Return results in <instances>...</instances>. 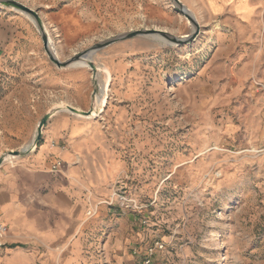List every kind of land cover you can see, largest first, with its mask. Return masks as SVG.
Masks as SVG:
<instances>
[{
	"label": "rangeland",
	"instance_id": "obj_1",
	"mask_svg": "<svg viewBox=\"0 0 264 264\" xmlns=\"http://www.w3.org/2000/svg\"><path fill=\"white\" fill-rule=\"evenodd\" d=\"M16 1L44 31L0 4V157L25 155L47 112L96 108L81 159L107 181L70 244L30 261L2 238L0 264H264V7L243 22L203 0Z\"/></svg>",
	"mask_w": 264,
	"mask_h": 264
},
{
	"label": "crops",
	"instance_id": "obj_2",
	"mask_svg": "<svg viewBox=\"0 0 264 264\" xmlns=\"http://www.w3.org/2000/svg\"><path fill=\"white\" fill-rule=\"evenodd\" d=\"M203 1L213 15L229 10L243 22L257 19L264 7V0ZM79 116L52 112L36 149L0 166V221L9 227L5 243L29 254L30 261L51 257L79 235L88 206L107 181L105 166L81 159L105 130L99 121Z\"/></svg>",
	"mask_w": 264,
	"mask_h": 264
},
{
	"label": "water",
	"instance_id": "obj_3",
	"mask_svg": "<svg viewBox=\"0 0 264 264\" xmlns=\"http://www.w3.org/2000/svg\"><path fill=\"white\" fill-rule=\"evenodd\" d=\"M0 4H4L6 6H10V7H15L16 9L18 10H21V11H25L27 13H30L32 14L35 18H36V21L38 23V25L40 26L41 29H43L44 31V24L40 18V16L38 15V13L33 10L32 8L26 6L25 4L21 3V2H18L16 0H0ZM190 19H192L191 17V14L190 12H188V10L186 8H184L182 10ZM43 41H44V46H45V49L47 51V53L49 54L50 56V59L55 62L59 67H65V66H68L71 61H60L56 55L54 54V52L52 51V49L50 48V42H49V36L46 34V32L43 34ZM89 65L94 69V72L96 73L97 71V67L94 65V63L92 61H88ZM105 102V100L103 101V103ZM67 109L75 114H78V115H83V116H91L92 113H93V109H90V110H82V109H79L77 107H74L72 105H67ZM52 116V111H49L47 112L43 118L40 120L39 124H38V129H37V134L33 140V145H31L30 147L26 148L23 150V152H30L34 149H36L37 145L41 142L42 138H43V131H44V128L47 124V122L49 121V119L51 118ZM9 154H14V155H17V156H20L22 154V151L20 150H17V151H12L11 153ZM6 155H3L0 157V166L6 161Z\"/></svg>",
	"mask_w": 264,
	"mask_h": 264
},
{
	"label": "built area",
	"instance_id": "obj_4",
	"mask_svg": "<svg viewBox=\"0 0 264 264\" xmlns=\"http://www.w3.org/2000/svg\"><path fill=\"white\" fill-rule=\"evenodd\" d=\"M61 165H62V162L59 161L58 163H56L54 168H57ZM116 195H117L118 203L121 206L129 207L131 205V201L127 195V192L123 188H119L118 192H116ZM88 214H92V210H89ZM8 230H9V227L5 223L0 221V239L4 238ZM161 247L163 246L161 245ZM147 262L149 263L150 260L148 259Z\"/></svg>",
	"mask_w": 264,
	"mask_h": 264
},
{
	"label": "bare ground",
	"instance_id": "obj_5",
	"mask_svg": "<svg viewBox=\"0 0 264 264\" xmlns=\"http://www.w3.org/2000/svg\"><path fill=\"white\" fill-rule=\"evenodd\" d=\"M45 29H46V27H45ZM49 42H50V48L52 49V51L54 52V54L57 56V52H56V50H55V48H54V46L52 44V39H51L50 35H49ZM75 64H77L79 66L80 65H82V66H88L89 65L88 61H79V62H75ZM104 87H105V85H104ZM103 101H104V98H100V97L98 98L97 97V102L98 103H103ZM97 113H98V110L96 108H94L92 115L91 116H88V117L95 116V115H97ZM31 145H33V141L29 145L25 146V149L28 148V147H30ZM13 157H18V156L17 155H14V154H7L6 155V160H8L9 158H13Z\"/></svg>",
	"mask_w": 264,
	"mask_h": 264
}]
</instances>
